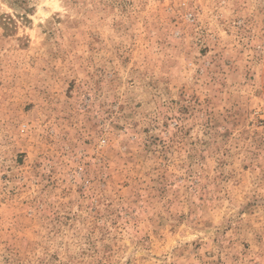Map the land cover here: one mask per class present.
I'll use <instances>...</instances> for the list:
<instances>
[{
    "label": "rangeland",
    "instance_id": "1",
    "mask_svg": "<svg viewBox=\"0 0 264 264\" xmlns=\"http://www.w3.org/2000/svg\"><path fill=\"white\" fill-rule=\"evenodd\" d=\"M0 264H264V0H0Z\"/></svg>",
    "mask_w": 264,
    "mask_h": 264
}]
</instances>
